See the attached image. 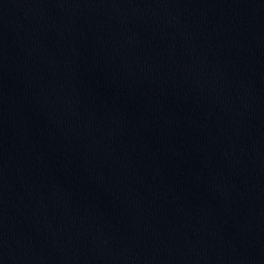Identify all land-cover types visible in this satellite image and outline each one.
<instances>
[{
    "label": "water",
    "instance_id": "95a60500",
    "mask_svg": "<svg viewBox=\"0 0 264 264\" xmlns=\"http://www.w3.org/2000/svg\"><path fill=\"white\" fill-rule=\"evenodd\" d=\"M0 264H264V0H0Z\"/></svg>",
    "mask_w": 264,
    "mask_h": 264
}]
</instances>
